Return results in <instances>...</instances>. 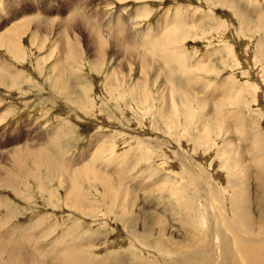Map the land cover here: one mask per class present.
I'll use <instances>...</instances> for the list:
<instances>
[{
	"label": "rangeland",
	"instance_id": "rangeland-1",
	"mask_svg": "<svg viewBox=\"0 0 264 264\" xmlns=\"http://www.w3.org/2000/svg\"><path fill=\"white\" fill-rule=\"evenodd\" d=\"M31 2L42 14L50 8L49 2L60 10L58 20H48L55 22L43 23L39 18L43 23L39 28L34 24L35 17L30 18L34 22L28 25L30 32L37 31L34 40L26 37L28 33L21 34L18 44L10 51L0 43V156L2 152L9 155L5 154L7 159L5 155L0 157L4 166L0 164V226L12 229L13 225L22 224L26 231L33 230L43 241H52L56 246L63 239L71 245L80 241L85 254L89 251L96 257L92 261L104 264H121L122 261V264H168L182 248L191 249L195 244L201 247L208 236L207 225L202 227L197 220L201 226L197 230L187 227L190 211L198 215V203H208L205 188L194 168L200 170L206 186L217 193L224 214L232 207L223 196L224 174L238 173L237 166L253 167L254 172L256 166H264V72L260 73L264 69V58L260 57L258 47L260 40H264V0H0V22L4 15L15 14ZM81 3L84 7L87 5L86 8ZM87 7H91L92 12L89 13L91 8ZM98 16L104 17L98 19ZM95 19L100 22L98 25ZM68 39H72L74 48L85 49L83 59H67L66 56L65 64L54 69L55 57L64 55ZM49 51L53 52L48 56ZM142 57L153 62L148 71L144 69L146 76L140 70ZM153 68L157 72L160 69L158 74ZM58 69H62L60 76ZM12 81H16L15 84ZM202 98H206L207 104ZM213 107L217 111H213ZM213 112L215 118L211 117ZM25 146L32 152L24 150L19 167L13 159L14 149ZM14 163L18 169H12ZM29 167L33 169L31 175L27 173ZM54 167L58 172L52 171ZM65 168L70 176L69 184L63 176ZM96 170L103 172L101 180L116 184L118 195L114 193L113 198L110 197L115 199L113 204L108 197L109 201L102 200L105 190L95 182ZM254 172L248 183L242 177V183L248 189V212L256 217L259 181L255 183L258 177ZM105 174L110 175L113 182ZM236 181L241 182L240 178ZM71 187L75 196L87 198V207L93 205V208L80 212L72 202L66 205L67 191ZM122 187L127 188L126 196L121 193ZM129 196L132 202L128 201ZM121 197H124L122 201ZM124 206H131L133 210L125 213ZM199 233L203 234L198 238ZM200 238L202 241L198 242Z\"/></svg>",
	"mask_w": 264,
	"mask_h": 264
},
{
	"label": "bare ground",
	"instance_id": "bare-ground-1",
	"mask_svg": "<svg viewBox=\"0 0 264 264\" xmlns=\"http://www.w3.org/2000/svg\"><path fill=\"white\" fill-rule=\"evenodd\" d=\"M89 1V0H88ZM117 1H120V0H117ZM145 1V0H144ZM53 2V1H52ZM52 2H49L50 3V8L48 9V11H47V13H44V14H42V13H40V12H38L37 10H36V8H35V6H34V4H33V2H31L28 6H25L22 10H20V11H18L17 13H15V14H11V15H4L3 16V21L2 22H0V43L1 44H4V46H5V50H8V51H10L11 50V48H14L15 47V45H17L18 44V39L20 38V36L19 35H21V34H26V33H28L27 35H26V37L28 36V37H32L33 38V40H34V35H37V31L35 30L34 32H30V29H29V27H28V25L30 26V24L31 23H34L30 18L32 17V16H34L35 17V22L36 23H34V24H36V26H38V28H39V24H41L42 22L43 23H51V22H55L56 20H58V17H57V12H59V8H57L56 6H54L53 5V3ZM71 2V1H70ZM79 2V1H78ZM113 2V1H112ZM124 2V1H123ZM137 2V1H136ZM223 2V1H222ZM52 3V4H51ZM72 3V2H71ZM80 3V2H79ZM79 3H77V5L79 4ZM105 3V2H104ZM230 3V2H229ZM82 4V3H81ZM91 4V3H90ZM109 4V3H108ZM112 4V3H111ZM222 4V3H221ZM231 4V3H230ZM233 4V3H232ZM217 5V4H216ZM59 6V5H58ZM63 6V5H62ZM61 6V7H62ZM65 6V5H64ZM75 6V5H74ZM82 6L84 7V5L82 4ZM87 6V5H86ZM86 6L84 7V8H86ZM99 6V5H98ZM98 6H97V8H98ZM82 7V9H84ZM92 7V6H91ZM91 7H87V8H91ZM107 7V6H106ZM221 7V6H220ZM234 7V6H233ZM237 7V6H236ZM71 8V7H70ZM74 8V7H73ZM103 8H104V6H103ZM78 8L76 7V10H77ZM81 9V8H80ZM94 10V9H93ZM137 10H139V9H137ZM62 11V10H61ZM78 11V10H77ZM86 11H89V10H86ZM85 11V12H86ZM100 11V10H99ZM70 12V11H69ZM68 12V13H69ZM90 12H92V8H91V11H89V13ZM138 12V11H137ZM76 13V15H77V12H75ZM94 13V12H93ZM92 13V14H93ZM34 14V15H33ZM63 14H65V13H63ZM73 14V13H72ZM101 14V13H100ZM75 15V16H76ZM74 16V17H75ZM92 16V15H91ZM147 16V15H146ZM1 17V16H0ZM64 17V16H63ZM69 14H68V19H69ZM71 17H72V15H71ZM76 17H78V16H76ZM96 17V16H95ZM99 17L100 16H98V19H99ZM101 17H104V16H101ZM100 17V18H101ZM39 18L41 19L40 21H42L41 23H40V21H39ZM51 18H53V19H56V20H54V21H51V22H48V20L49 19H51ZM33 19V18H32ZM61 19V18H60ZM64 19V18H63ZM73 19V17L71 18V20ZM83 19H84V17H83ZM93 19V18H92ZM245 19V18H244ZM261 19H263V18H261ZM79 20H82L81 18H79ZM96 20V22H97V25H98V22L99 21H97V19H95ZM173 20V19H172ZM210 20V19H209ZM260 20V19H259ZM50 21V20H49ZM73 21V20H72ZM74 21H75V18H74ZM77 21H78V19H77ZM83 21V20H82ZM103 21V20H102ZM76 22V21H75ZM84 22V21H83ZM94 22V21H93ZM137 22V21H136ZM252 22V21H251ZM42 23V24H43ZM100 23V22H99ZM101 23H103V22H101ZM133 23V22H132ZM135 23V22H134ZM247 23V22H246ZM253 23H254V21H253ZM257 23V22H256ZM72 24V23H71ZM86 24V23H85ZM104 24V23H103ZM126 24V23H125ZM135 24H137V23H135ZM248 24V23H247ZM246 24V25H247ZM255 24V23H254ZM261 24V23H260ZM32 25V24H31ZM46 25V24H45ZM74 25V24H73ZM87 25V24H86ZM88 25H90V24H88ZM96 25V26H97ZM100 25V24H99ZM181 25V24H180ZM259 25V24H258ZM8 26V27H7ZM41 26H43V25H41ZM40 26V27H41ZM47 26V25H46ZM67 26V25H66ZM127 25H124V27H126ZM176 26V25H175ZM262 26V25H261ZM7 27V28H6ZM71 27H72V25H71ZM108 27V26H107ZM107 27H106V29H107ZM115 27H117V25L115 26ZM128 27V26H127ZM134 27V26H133ZM228 27V26H227ZM248 27H250V26H248ZM5 28H6V30H5ZM88 28V27H87ZM86 28V29H87ZM93 28H94V25H93ZM119 28V27H118ZM120 28H122V26L120 27ZM129 28V27H128ZM247 28V27H246ZM123 29H125V28H123ZM127 29V28H126ZM133 29V28H132ZM131 29V30H132ZM252 29V28H251ZM37 30H39V29H37ZM44 30V29H43ZM73 30H74V28H73ZM82 30V29H81ZM88 30V29H87ZM89 30L91 31L92 29H90V27H89ZM96 30V29H95ZM112 29H110V31H111ZM26 31V32H25ZM67 31V30H66ZM98 31V30H97ZM109 31V32H110ZM125 31H128V30H125ZM173 31V30H172ZM233 31V30H232ZM30 32V33H29ZM39 32V31H38ZM129 32V31H128ZM179 32V31H178ZM178 32H177V34H178ZM234 32V31H233ZM232 32V33H233ZM264 32V31H263ZM42 33V32H41ZM47 33V32H46ZM232 33H230V34H232ZM75 34H77V33H75ZM82 34V33H81ZM84 34V33H83ZM167 34V33H166ZM236 34V33H235ZM40 35H42V34H40ZM59 35V34H58ZM57 35V36H58ZM93 35V34H92ZM99 35V34H98ZM102 35H104V33L103 34H101V36ZM113 35H114V33H113ZM117 35V34H116ZM115 35V36H116ZM52 36V35H51ZM55 36V35H54ZM66 36V35H65ZM76 36H78V35H76ZM164 36V35H163ZM228 36V35H227ZM234 36V35H233ZM81 37V36H80ZM92 37V36H91ZM94 37H95V33H94ZM99 37V36H98ZM103 37V36H102ZM106 37V36H105ZM157 37V36H156ZM36 38V37H35ZM48 38V37H47ZM55 38V37H54ZM74 38V37H73ZM83 38V37H82ZM95 38H97V36L95 37ZM100 38V37H99ZM117 37H115V39H116ZM162 37H160V39H161ZM228 38V37H227ZM22 39H25L24 38V36L22 37ZM27 39V38H26ZM30 39V38H29ZM56 39V38H55ZM59 39V38H58ZM67 39V38H66ZM111 39V38H110ZM128 39V38H127ZM60 40V39H59ZM84 40V39H83ZM96 39H94V41H95ZM97 40H100V39H97ZM105 40H106V38H105ZM129 40V39H128ZM163 40V39H162ZM262 40V39H261ZM260 40V45L258 46L259 47V54H260V57L262 58H264V40H262L261 41ZM86 41V40H85ZM101 41V40H100ZM104 41V40H103ZM138 41V40H137ZM184 41V40H183ZM59 42V41H58ZM80 42V41H79ZM110 42V41H109ZM116 42H118V40H116ZM163 42V41H162ZM165 42V41H164ZM163 42V43H164ZM173 42V41H172ZM40 43V42H39ZM61 43H62V41H61ZM81 43V42H80ZM104 43V42H103ZM115 43V42H114ZM139 43V42H138ZM169 43V42H168ZM259 43V42H258ZM30 44H32L31 42L29 43V45ZM38 44V43H37ZM82 44V43H81ZM102 44V43H101ZM141 44V43H140ZM144 44V43H143ZM165 44V43H164ZM180 44H181V42H180ZM40 44H38L37 45V48H39L38 46H39ZM67 48H65V50L63 51L64 52V55H61V56H56L55 58H56V60L54 61V63L52 64V67L55 69V68H58L59 66H62V65H64L65 63H64V59H65V57L67 58V59H73L74 57L75 58H77V59H83L82 58V51L84 50L85 51V49H83L82 50V46H79V47H76V48H74L75 46L72 44V39H68V41H67ZM83 45V44H82ZM103 45V44H102ZM106 45H107V42H106ZM110 45V44H109ZM116 45V44H115ZM128 45V44H127ZM137 45V44H136ZM85 46V45H84ZM129 46H131V45H129ZM134 46V45H133ZM183 46V45H182ZM18 47V46H17ZM46 47V46H45ZM54 47V46H53ZM57 47V46H56ZM99 47V46H98ZM137 47V46H136ZM139 47V46H138ZM173 47V46H172ZM22 48V47H21ZM31 48V47H30ZM40 48H42V47H40ZM86 48V47H85ZM89 48H91V47H89ZM99 48H101V46L99 47ZM98 48V49H99ZM161 48V47H160ZM128 49H129V47H128ZM138 50H139V48H137ZM168 49V48H167ZM173 49V48H172ZM175 49V48H174ZM179 49V48H178ZM177 49V50H178ZM2 50V49H1ZM23 50V49H22ZM40 50V49H39ZM55 50V49H54ZM87 50V49H86ZM97 50V49H96ZM101 51L103 50L102 48L100 49ZM142 50H144V49H142ZM151 50V49H150ZM180 50V49H179ZM182 50H184V49H182ZM20 51V50H19ZM45 51V50H44ZM60 51V50H59ZM129 52H130V50H128ZM139 51H141V50H139ZM138 51V52H139ZM181 51V50H180ZM53 52V51H52ZM52 52L51 51H49V52H47V55L49 56V55H51L52 54ZM87 52V51H86ZM95 52V51H94ZM134 52V51H133ZM11 53V52H10ZM29 53V52H28ZM109 53H110V51H109ZM135 53V52H134ZM140 53V52H139ZM142 53V52H141ZM158 53H159V51H158ZM179 53V52H178ZM185 52H183V54H184ZM9 54V53H8ZM14 54H15V52H14ZM26 54H27V52H26ZM30 54V53H29ZM41 54V53H40ZM59 54H60V52H59ZM93 54H95V53H93ZM104 54V53H103ZM102 54V56H104ZM146 54V53H145ZM161 54V53H160ZM171 54V53H170ZM186 54V53H185ZM245 54V53H244ZM28 55V54H27ZM34 55V54H33ZM97 55H98V53H97ZM130 55H131V57H132V52H130ZM142 55V54H141ZM148 55V54H147ZM166 55H167V53H166ZM181 55V54H180ZM13 56V55H12ZM108 56V55H107ZM107 56H105V57H107ZM134 56H137L136 54L134 55ZM171 56V55H170ZM257 56V55H256ZM22 57V56H21ZM129 57V56H128ZM141 57V56H140ZM148 57H150V56H148ZM176 57V56H175ZM12 58V57H11ZM116 58V57H115ZM139 58V57H138ZM137 58V59H138ZM145 58V57H144ZM143 57L139 60V62H141L140 63V67H141V72L144 74V76H146V73H145V71H144V69L145 68H147V71H148V68H149V66H152V64L151 63H153V62H148V60H145ZM22 59V58H21ZM36 59V58H35ZM93 59V58H92ZM110 59H112V58H110ZM109 59V60H110ZM118 59V58H117ZM130 60H133V59H131V58H129ZM136 59V58H135ZM149 59V58H148ZM14 61H15V59H13ZM105 60H106V58H105ZM108 60V62H110ZM113 60V59H112ZM111 60V61H112ZM164 60V59H163ZM79 61V60H78ZM97 62L98 61H100V56L98 57V59L96 60ZM118 61H121V60H118ZM124 61V60H123ZM151 61V60H150ZM15 62H17V61H15ZM81 62V61H80ZM95 62V61H94ZM96 62V63H97ZM104 62V61H103ZM106 62V61H105ZM115 62H116V60H115ZM20 63V62H19ZM30 63V62H29ZM75 63H78L77 62V60L75 59ZM82 63V66H83V62H81ZM102 63V62H101ZM119 63V62H118ZM117 63V64H118ZM129 62H127V64H128ZM135 63V62H134ZM158 63V62H157ZM187 63V62H186ZM189 63V62H188ZM187 63V64H188ZM21 64V63H20ZM85 64V63H84ZM90 64V63H89ZM103 64H105V63H103ZM126 64V65H127ZM131 64V63H130ZM156 64V63H155ZM25 65V64H24ZM23 65V66H24ZM30 65V64H29ZM76 65V64H75ZM92 65H94V64H92ZM136 66H137V64H135ZM162 65V64H161ZM22 66V67H23ZM91 66V65H90ZM100 66H101V64H100ZM123 66V65H122ZM133 66V65H132ZM153 66H154V64H153ZM189 66V65H188ZM259 66V65H258ZM33 67V66H32ZM37 67V66H36ZM68 67V66H67ZM138 67V66H137ZM163 67V66H162ZM193 67V66H192ZM83 69H84V67H82ZM86 68V67H85ZM88 68H90V67H88ZM99 68V67H98ZM113 68V67H112ZM111 68V69H112ZM118 68V67H117ZM154 68H155V66H154ZM153 68V70H155L156 72H157V70L156 69H154ZM157 68H160L159 66H158V64H157ZM166 68V67H165ZM189 68V67H188ZM262 68V67H261ZM36 69H38V68H36ZM64 69V68H63ZM75 69V68H74ZM87 69V68H86ZM110 69V70H111ZM120 69V68H119ZM133 69V68H132ZM161 69V68H160ZM159 69V70H160ZM176 69V68H175ZM1 70H2V68H1ZM4 70V69H3ZM66 70V69H65ZM115 70V69H114ZM159 70H158V72H159ZM191 70H193V69H191ZM90 71V70H89ZM113 71V70H112ZM111 71V72H112ZM116 71V70H115ZM123 71H125V70H123ZM137 71H139V70H137ZM136 71V72H137ZM163 71V70H162ZM34 72V71H33ZM110 72V74H112ZM114 72V71H113ZM132 72V71H131ZM158 72H157V74H158ZM172 72V71H171ZM174 72V71H173ZM173 72H172V74H173ZM191 72H193V71H191ZM264 72V69L262 70V72H260V73H263ZM6 73H7V71H6ZM74 73V72H73ZM118 73V72H117ZM124 73V72H123ZM153 74H155V72H152ZM62 74V69H58V73H57V75L58 76H60ZM75 74V73H74ZM79 74V73H78ZM110 74H108V75H110ZM120 74V73H119ZM132 74V73H131ZM159 74H161V73H159ZM185 75L187 74V73H184ZM194 74V73H193ZM107 75V74H106ZM121 75V74H120ZM125 75V74H124ZM141 75V74H140ZM156 75V74H155ZM4 76V75H3ZM6 76H8L7 74H6ZM111 76V75H110ZM116 76H118V74L116 75ZM159 76V75H158ZM173 76H174V74H173ZM187 76V75H186ZM0 77H1V75H0ZM119 77V76H118ZM122 77H123V75H122ZM122 77H120V79L122 80ZM128 77V76H127ZM130 77H131V75H130ZM130 77H128L129 79H130ZM153 77V76H152ZM151 77V78H152ZM160 77V76H159ZM193 77V76H192ZM199 77V76H198ZM101 78V77H100ZM104 78V77H103ZM108 78H109V76H108ZM139 78V77H138ZM143 78V77H142ZM142 78H141V80H142ZM167 78H169V77H167ZM171 78V77H170ZM189 77H187V79H188ZM194 78V77H193ZM196 78V77H195ZM3 79V78H2ZM110 79V78H109ZM108 79V80H109ZM118 79V78H117ZM140 79V78H139ZM186 79V80H187ZM5 80V79H4ZM4 80H3V82H4ZM104 80H106V79H104ZM150 80V79H149ZM176 80V79H175ZM179 80V79H178ZM1 81V80H0ZM6 81V80H5ZM11 81V80H10ZM33 81V80H32ZM101 81V80H100ZM112 81V80H111ZM110 80H109V82H111ZM120 81V80H119ZM135 81V80H134ZM168 80H166V82H167ZM170 81H171V79H170ZM170 81H168V82H170ZM192 81V80H191ZM195 81V80H194ZM12 82H14V81H12ZM16 82V81H15ZM15 82H14V84H15ZM34 82H35V80H34ZM124 82V81H123ZM159 82V81H158ZM185 82V81H184ZM106 83H108V82H106ZM113 83V82H112ZM136 83H138V82H136ZM140 83H141V81H140ZM144 83V82H143ZM151 83V82H150ZM155 83H156V81H155ZM189 83V82H188ZM191 83V82H190ZM4 84H6V83H4ZM19 84V83H18ZM82 84V83H81ZM168 84V83H167ZM84 85V84H83ZM110 85V84H109ZM171 85V84H170ZM189 85V84H188ZM173 86V85H172ZM69 87V86H68ZM109 87V86H108ZM112 87H114V86H112ZM112 87L110 88V89H112ZM82 88V87H81ZM84 88V87H83ZM168 88V87H167ZM166 88V89H167ZM106 89V88H105ZM109 89V88H108ZM194 89V88H193ZM73 90V89H72ZM82 90V89H81ZM84 90H85V88H84ZM67 91V90H66ZM168 91V90H167ZM187 91V90H186ZM185 91V92H186ZM69 92V91H68ZM72 92V91H71ZM67 93V92H66ZM111 93V92H110ZM75 94V93H74ZM106 94V93H105ZM195 94V93H194ZM85 95V94H84ZM111 95V94H110ZM196 95V94H195ZM79 97V96H78ZM107 97V96H106ZM112 97V96H111ZM194 98H197V96H193ZM77 98V97H76ZM92 98V97H91ZM96 98V97H95ZM204 98V97H203ZM202 98V99H203ZM78 99V98H77ZM108 99H110V98H108ZM114 99V98H113ZM206 99V98H205ZM205 99H203L202 101H203V103H205V104H207V101L205 100ZM98 100V99H97ZM116 100V99H115ZM190 100V99H189ZM188 100V101H189ZM110 101H111V99H110ZM187 101V100H186ZM82 102V101H81ZM80 102V103H81ZM99 102V101H98ZM210 102V101H209ZM85 103H86V101H85ZM110 103V102H109ZM181 103V102H180ZM202 103V104H203ZM77 104V103H76ZM114 104V103H113ZM201 104V103H200ZM215 104V103H214ZM87 105V104H86ZM96 106V105H95ZM94 106V107H95ZM99 106V105H98ZM114 106V105H113ZM112 106V107H113ZM164 106H166V105H164ZM99 107H101V106H99ZM78 108H80V107H78ZM163 108V107H162ZM166 108V107H165ZM174 108V107H173ZM83 109V108H82ZM91 109V108H90ZM99 109V108H98ZM100 109H102V108H100ZM104 109V108H103ZM213 109V111H217V109L215 108V107H213L212 108ZM84 110H87L86 108L84 109ZM89 110V109H88ZM163 110V109H162ZM169 110H170V108H169ZM93 111H95L94 109H93ZM97 111V110H96ZM101 111V110H100ZM156 111V110H155ZM85 112H87V111H85ZM97 112H99V111H97ZM102 112V111H101ZM100 112V113H101ZM105 112V111H104ZM159 112V111H158ZM4 113V112H3ZM95 113V112H94ZM103 113V112H102ZM2 114V113H1ZM156 114V113H155ZM161 114V113H160ZM91 115V114H90ZM94 114H92V116H93ZM96 115H97V113H96ZM103 115V114H102ZM105 115V114H104ZM83 116V115H82ZM87 116V115H86ZM98 116V115H97ZM108 116V115H107ZM93 117H95V116H93ZM162 117V116H161ZM211 117H213V118H215L216 117V113L215 112H213L212 113V115H211ZM84 118V117H83ZM169 118V117H168ZM109 119V118H108ZM1 121V120H0ZM226 123V122H225ZM91 124V123H90ZM161 124V123H160ZM227 125V124H226ZM90 126V125H89ZM229 126V125H228ZM228 126H226L227 127V130L229 129L228 128ZM203 128V127H202ZM177 129V128H176ZM35 130V129H34ZM230 130V129H229ZM32 134V133H31ZM34 134V133H33ZM44 135V134H43ZM95 135V134H94ZM29 138V137H28ZM43 138V137H42ZM91 138V137H90ZM22 139V138H21ZM19 141V140H18ZM25 141V140H24ZM109 141V140H108ZM138 141V140H137ZM20 142V141H19ZM22 142V141H21ZM170 142V141H169ZM21 144V143H20ZM18 145V144H17ZM103 145H104V143H103ZM139 146V145H138ZM14 147V146H13ZM18 147V146H17ZM102 147V146H101ZM14 148H16V147H14ZM32 148V147H31ZM103 148V147H102ZM101 148V150H103ZM93 149V148H92ZM196 149V148H195ZM11 150H13V149H11ZM15 150V152H14V157H13V159H14V161H15V163H17V166H21L22 165V160H23V157H24V155H25V153H24V150H26V152L28 153V152H32L31 150L32 149H30V147L29 146H25V147H19L17 150L16 149H14ZM13 150V151H14ZM10 151V150H9ZM8 151V152H9ZM99 152V151H98ZM97 152V153H98ZM102 152V151H101ZM101 152H100V154H101ZM142 152V151H141ZM206 152V151H205ZM3 154L2 155H5L4 154V152H2ZM34 153H36V151L34 152ZM204 153V152H203ZM9 154H10V152H9ZM11 154H12V152H11ZM30 154V153H29ZM112 154V153H111ZM126 154V153H125ZM205 154V153H204ZM1 155V156H2ZM7 155V154H6ZM5 155V156H6ZM12 155V156H13ZM93 155V154H92ZM94 155H95V152H94ZM103 155V154H102ZM101 155V156H102ZM0 156V157H1ZM7 156H9V155H7ZM7 156H6V159H7ZM105 156V155H104ZM118 156V155H117ZM129 156V155H128ZM3 157V156H2ZM93 157V156H92ZM208 157V156H207ZM264 157V156H263ZM9 158V157H8ZM29 158L30 159H32L33 158V155H31V156H29ZM37 158V157H36ZM40 157H38V159H39ZM91 158V157H90ZM103 158V157H102ZM105 158V157H104ZM103 158V159H104ZM108 158H110V157H108ZM107 158V159H108ZM0 159H2V158H0ZM13 159H11L12 161H13ZM35 159V158H34ZM42 159V158H41ZM40 159V160H41ZM66 159V158H65ZM64 159V160H65ZM103 159H101V160H103ZM106 159V160H107ZM3 160V159H2ZM10 160V159H9ZM28 160V159H27ZM45 160V159H44ZM95 160H97V159H95ZM94 159H93V161H95ZM116 160V159H115ZM207 160V159H206ZM6 161V160H5ZM13 161V162H14ZM33 161V160H32ZM43 161V160H42ZM89 161V160H88ZM93 161H91V162H93ZM98 161V160H97ZM110 160H108V162H109ZM1 162V161H0ZM10 162V161H9ZM30 162V161H29ZM38 162H40V161H38ZM91 162H89V163H91ZM7 163H8V161H7ZM15 163H14V166H12V164H11V166H12V169H13V167L14 168H17L18 169V167H15L16 165H15ZM25 163V162H24ZM27 163V165L29 164L30 165V163H28V162H26ZM45 162H43V164H44ZM62 163H64V162H62ZM85 163V162H84ZM83 163V164H84ZM95 163V162H94ZM93 163V164H94ZM97 163H100V160H99V162H97ZM105 163H107V162H105ZM109 163H111V161L109 162ZM1 165H2V163H0ZM3 164H5V163H3ZM41 164V163H40ZM92 164V163H91ZM127 164H129V163H127ZM25 165V164H24ZM38 165H39V163H38ZM45 165V164H44ZM43 165V166H44ZM86 165V164H85ZM96 165V164H95ZM104 165V164H103ZM9 166V165H8ZM10 166V167H11ZM48 166V165H47ZM46 166V168L48 169V167ZM52 167H53V165H51ZM50 166V167H51ZM98 166V165H97ZM1 167H4L3 165L1 166ZM25 167V166H24ZM42 167V166H41ZM87 167V166H86ZM88 167H90V166H88ZM99 167V166H98ZM225 167V166H224ZM227 167V166H226ZM232 167V169H233V166H231ZM234 167H236V166H234ZM37 168V167H36ZM194 168V167H193ZM253 168V167H252ZM252 168H250V166L248 167V166H237L236 167V172H238V173H235V174H232V175H230V173H227V174H224L225 176H226V179H225V185L223 184V188H225L224 190H225V192H223V196H224V198L225 199H227V200H225V201H228V204L230 205H232V207L231 206H229L230 208L228 209V212H227V210H226V212H224V214L225 213H228V215H224V214H222V210H221V208H220V204H219V201L220 200H217L218 199V197L216 196V192H215V190L213 191L212 190V188L210 189V187H209V185H207L206 186V182H205V180H203V176L201 175V172H200V170H198L197 168H194V170H195V172L197 173V176L199 177V179H201V182H202V184H203V186H204V188H205V193H206V199H207V204H202L201 202L200 203H198V208H199V213L200 214H198V215H196V213H195V215H196V217L198 218V219H196V217H195V215H194V213L193 212H191L190 211V213H191V215H190V217H189V224L187 225V227H189V228H191V229H193V230H197L198 229V226H200V225H202V227H205L206 225H207V229H206V231H205V233L208 235L207 236V239H205V241L203 242L204 244L201 246V247H199V246H196V245H198V244H195L191 249L189 248V247H186V248H182V250L180 251V252H178L177 251V253L174 255L175 256V259L172 261V262H170L171 264H264V184L262 183V181L264 182V166H256V168H255V172H254V170L252 169ZM3 169V168H2ZM10 169V168H9ZM26 169V168H25ZM53 169H55V167L53 168ZM83 169V168H82ZM85 169V168H84ZM107 168H105V170H106ZM116 169V168H115ZM30 170L32 171L33 169L32 168H27V173H28V175H31V172H30ZM46 170V169H45ZM44 170V171H45ZM48 170H51L50 168L48 169ZM80 170V169H79ZM87 170H89L88 168H87ZM111 170V169H110ZM0 171H1V169H0ZM6 172H7V170H5ZM14 171V170H13ZM42 171V170H41ZM43 171V172H44ZM52 171H56V169L55 170H52ZM52 171H50L49 173H51ZM62 171V170H61ZM76 171V170H75ZM83 170H81V172H82ZM125 171H127V170H125ZM10 172H12V170L10 171ZM15 172V171H14ZM43 172H41V173H43ZM56 172H58V171H56ZM74 172V171H73ZM78 172V171H77ZM84 172V171H83ZM95 172V175H97L96 176V178H95V182L96 183H98V184H100V185H102V187H103V189L102 190H105V192H103L102 191V193H104L103 194V196H102V200H105L107 197L109 198V200H110V203L111 204H113V202H112V200L113 199H110V197L111 198H113V196H114V193H115V191H116V189H115V187H116V184H115V186H114V184H109V182H106V181H103V180H101V176H103V172H100V171H98V170H96V171H94ZM104 172H106V171H104ZM230 172V171H229ZM233 172H235V171H233ZM251 172H254V174H255V176L257 175V177H258V179H256V178H254V179H256V181L257 182H255V183H258V181H259V183L258 184H260V185H258L257 184V186H256V190L258 191V196H257V204H258V215L255 217V216H253V214L252 213H249L248 212V209H249V203H248V199H247V197H248V189H245L246 188V184H244V183H242V181H243V179H242V177H244V179L245 180H247V183H248V178H252V173ZM8 174H9V172H7ZM49 173H47L48 175H49ZM53 173V172H52ZM59 175L61 176V172L59 171ZM63 173H64V177L69 181V182H67L68 184L70 183V176H68V169H66L65 168V171H63ZM87 173V172H86ZM123 173V172H122ZM121 173V174H122ZM7 174V175H8ZM43 174H45V173H43ZM54 174H56V173H53V175ZM115 174H116V172H115ZM6 175V176H7ZM12 175V174H11ZM10 175V176H11ZM36 175H38V174H36ZM35 175V176H36ZM75 175V174H74ZM122 175H125V174H122ZM220 175V174H219ZM4 176V175H3ZM41 176V175H40ZM39 176V177H40ZM47 176V175H46ZM50 176V175H49ZM62 176V177H63ZM93 176V175H92ZM106 178H109V180L111 181V182H113V180H111V177H110V175H108V174H105L104 175ZM231 176L233 177V178H231ZM236 176V177H235ZM239 176V177H238ZM1 177V176H0ZM52 177H54V176H52ZM84 177V176H83ZM94 177V176H93ZM136 177V176H135ZM220 177V176H219ZM222 177V176H221ZM12 178H13V176H12ZM33 178V177H32ZM82 178V177H81ZM88 178V177H87ZM240 178V180H241V182H239V181H236V180H238ZM2 179H4V178H2ZM1 179V180H2ZM6 179V178H5ZM34 179V178H33ZM37 179H38V177H37ZM40 180L39 181H41V178H39ZM46 179V178H45ZM53 179V178H52ZM56 179H57V176H56ZM99 181H98V180ZM103 179V178H102ZM222 179V178H221ZM260 179L262 180V181H260ZM47 180V179H46ZM45 180V181H46ZM49 180V179H48ZM60 180V179H59ZM76 180V179H75ZM107 180V179H106ZM108 180V181H109ZM119 180H121V179H119ZM5 181V180H4ZM4 181H3V183H4ZM36 181V180H35ZM44 181V182H45ZM57 181V180H56ZM62 181V179L60 180V182ZM117 181V180H116ZM122 181V180H121ZM224 181V180H223ZM1 182V181H0ZM23 182V181H22ZM31 182V181H30ZM43 182V181H42ZM49 182H50V180H49ZM58 182V181H57ZM94 182V183H95ZM110 182V183H111ZM2 183V184H3ZM38 183V182H37ZM119 183V182H118ZM223 183V182H222ZM14 184V183H13ZM33 184H34V181H33ZM120 184V183H119ZM118 184V185H119ZM137 184V183H136ZM153 184V183H152ZM37 185V184H36ZM43 185V184H42ZM59 185H60V183H59ZM74 185V184H73ZM220 185H221V181H220ZM228 185L230 186V187H228ZM1 186V185H0ZM61 186V185H60ZM121 186V185H120ZM128 186V185H127ZM139 186V185H138ZM153 186V185H152ZM54 187V186H53ZM136 187V186H135ZM4 188V187H3ZM137 188V187H136ZM38 189H40L39 187H38ZM51 189V188H50ZM119 189V188H118ZM127 188H125V187H122L120 190H121V193L123 194V196H126L127 195V193H128V191L126 190ZM162 189V188H161ZM160 189V190H161ZM41 191V190H40ZM99 191V190H98ZM133 191H134V189H133ZM162 191V190H161ZM94 192H95V190H94ZM99 192H101V191H99ZM117 192V191H116ZM131 191H129V193H130ZM39 193V192H38ZM102 193H100V194H102ZM111 193H113L112 195H111ZM54 194V193H53ZM97 194V193H96ZM117 193H115V195H116ZM131 194V193H130ZM23 195H24V193H23ZM111 195V196H110ZM118 195V194H117ZM137 195V194H136ZM55 196V195H54ZM100 196V195H99ZM132 196V195H131ZM131 196H129L130 198H131ZM221 196V195H220ZM14 197V196H13ZM37 197V196H36ZM71 197V198H70ZM120 197V196H119ZM132 197H134V196H132ZM196 197H198V196H196ZM196 197L194 198V199H196ZM124 197H121L120 199H121V201H122V199H123ZM193 198V197H192ZM201 198V197H200ZM50 199V198H49ZM57 199V198H56ZM203 199V198H202ZM223 199V198H222ZM0 200H2V198L0 199ZM51 200V199H50ZM107 201H109L108 199H106ZM115 200V199H114ZM113 200V201H114ZM125 200V199H124ZM182 200V199H181ZM190 200H191V198H190ZM205 200V199H204ZM52 201V200H51ZM61 201V200H60ZM117 202H118V200H116ZM128 201H131L132 202V198H131V200H128ZM134 201V200H133ZM138 201V200H137ZM1 202V201H0ZM44 202H46V201H44ZM48 202V201H47ZM69 202H72L76 207H78V208H80V209H78L80 212H87L88 210H90V209H92L93 208V205L91 206V207H87V198L86 199H83V198H81L79 195L78 196H75V194H74V190L72 189V187L71 188H69V191H67V198H66V201H65V204L66 205H68L69 204ZM136 202V201H135ZM3 203V202H2ZM62 203V202H61ZM191 203V202H190ZM260 203V204H259ZM7 204V203H6ZM116 204V203H115ZM128 204H131V203H128ZM192 204V203H191ZM178 205V204H177ZM193 205V204H192ZM5 206V205H4ZM11 206H12V204H11ZM111 206H113V205H111ZM116 206V205H115ZM132 206V205H131ZM131 206H127V207H125L124 206V208H123V212H125V211H128V210H133V208L131 207ZM134 206V205H133ZM179 206V205H178ZM182 206V205H181ZM188 206V205H187ZM222 207V206H221ZM1 208H2V205H1ZM9 208V207H8ZM183 208V207H182ZM208 208L210 209V210H208ZM68 209V208H67ZM105 209V208H104ZM114 209V208H113ZM2 210V209H1ZM0 210V212H2ZM9 210H10V208H9ZM60 210V209H59ZM7 211V210H6ZM105 211H107V210H105ZM105 211H103V212H105ZM111 211H113V210H111ZM4 212V211H3ZM91 212V211H90ZM5 213H8V212H5ZM4 213V214H5ZM97 213V212H96ZM109 213V212H108ZM126 213V212H125ZM137 213V212H136ZM111 214V213H110ZM7 215V214H6ZM107 215V214H106ZM136 215V214H135ZM8 216V215H7ZM90 216V215H89ZM3 217H5V216H3ZM11 217V216H10ZM106 217V216H105ZM120 217V216H119ZM119 217H117L118 219H119ZM123 217V216H122ZM1 218V217H0ZM6 218V217H5ZM51 218V217H50ZM158 218V217H157ZM4 219V218H3ZM35 219V218H34ZM65 219V218H64ZM88 219H90V218H88ZM92 219H93V217H92ZM161 219V218H160ZM1 220H2V218H1ZM0 220V221H1ZM46 220V219H45ZM94 220V219H93ZM177 220V219H176ZM175 220V221H176ZM197 220H199L200 221V225H198V222H197ZM5 222H7L6 220H4ZM43 221V220H42ZM158 221V220H157ZM165 221H166V219H165ZM165 221H163L164 223H163V225H165ZM10 221H8V223H9ZM13 222V221H12ZM167 222V221H166ZM1 223V222H0ZM8 223H5V225L7 224V225H9ZM14 223V222H13ZM45 223V222H44ZM50 223V222H49ZM158 223L160 224V223H162V222H159L158 221ZM11 224V223H10ZM24 224V223H23ZM48 224V223H47ZM210 224V227L208 228V225ZM2 225H4V224H2ZM13 225V224H12ZM41 225V224H40ZM67 225V224H66ZM14 227H16L15 225H13ZM35 226V225H34ZM68 226H69V224H68ZM174 226V225H173ZM5 227L6 226H4V228H2V226H0V264H104V262L102 263V261H92V260H95L96 259V257L94 258L93 257V255L91 254V252H89V251H87L86 253L87 254H85V251L84 250H82L83 248H81V247H83V243L81 242L80 243V241L79 242H75L76 244L74 245H71L70 243H69V241H67V243H66V239L64 240L63 239V241L62 240H60L59 241V246L57 245H54V243L52 242V241H43L42 240V236L41 237H39L40 235H38V233H36V234H34V232H33V230H32V228H30V230H32V232H28V231H26V226H22V224L20 225L19 224V227H16V229H15V231H14V227L12 228V229H9V228H6L5 229ZM9 227H12V226H9ZM36 227V226H35ZM66 227V226H65ZM70 227V226H69ZM74 227V226H73ZM201 227V226H200ZM52 228V227H51ZM5 229V230H4ZM38 229V228H37ZM36 229V230H37ZM44 229V228H43ZM42 229V230H43ZM62 229V228H61ZM74 229V228H73ZM203 229H205V228H203ZM47 230V229H46ZM55 230V229H54ZM63 230V229H62ZM71 230V229H70ZM75 230V229H74ZM53 231V230H52ZM64 231V230H63ZM68 231H69V228H68ZM176 231H178V229L176 228ZM200 231V230H199ZM50 232V231H49ZM72 232V231H71ZM73 233V232H72ZM71 233V234H72ZM203 234V233H202ZM202 234H200L199 233V235H198V238L200 237V235H202ZM42 235V234H41ZM172 235H173V233H172ZM184 236V235H183ZM46 237H48V236H46ZM45 237V238H46ZM60 237V236H59ZM73 238V237H72ZM74 238H75V236H74ZM73 238V239H74ZM202 238H203V236H202ZM206 238V237H205ZM210 240H209V239ZM58 239V238H57ZM68 240H70V239H68ZM65 241V242H64ZM72 241V240H71ZM76 241V240H75ZM202 240H201V238L200 239H198V242H201ZM107 242V241H106ZM122 242V241H121ZM128 242V241H127ZM58 243V242H57ZM105 243V242H104ZM106 244V243H105ZM112 244V243H111ZM69 245H71V246H69ZM88 245H89V243H88ZM107 246V245H106ZM196 246V247H195ZM98 247V246H97ZM101 248V247H100ZM98 249V248H97ZM101 250V249H100ZM189 253L191 254V255H189ZM95 254H97V253H95ZM94 254V255H95ZM84 255H89V256H87L88 258L86 259V258H83L84 257ZM98 255V254H97ZM112 255V254H111ZM161 255V254H160ZM101 256V255H100ZM100 256H98V257H100ZM86 257V256H85ZM91 257V258H90ZM98 257H97V259H98ZM111 257V256H110ZM115 257V256H114ZM119 257V256H118ZM83 258V259H82ZM105 258V257H104ZM100 260H101V258H99ZM114 261V260H113ZM118 261H120V260H118ZM125 262V261H124ZM122 263H123V261H122ZM121 263V264H122ZM170 263H168V264H170ZM116 264V263H115ZM118 264V263H117ZM130 264V263H129Z\"/></svg>",
	"mask_w": 264,
	"mask_h": 264
}]
</instances>
